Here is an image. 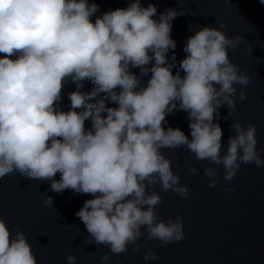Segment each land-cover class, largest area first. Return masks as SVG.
<instances>
[{
  "label": "clouds",
  "instance_id": "obj_1",
  "mask_svg": "<svg viewBox=\"0 0 264 264\" xmlns=\"http://www.w3.org/2000/svg\"><path fill=\"white\" fill-rule=\"evenodd\" d=\"M178 3L179 10L157 15L154 4L130 0L97 15L99 5L89 0H0V178L17 173L50 181L49 190L57 193L89 194L75 215L91 243L107 246L112 255L126 253L128 245L132 252L143 248L145 264L158 257L146 242L137 243L143 233L161 247L184 238L179 214L164 221L155 211L162 202L155 185L182 199L190 195L164 149L175 157L183 148L193 160L222 166L225 181L241 164L264 167L255 124L231 121L234 135L222 152L219 109L226 106L229 116L246 99L251 81L229 57L243 38L228 37L223 21L199 27L186 39V55L173 74L172 21L192 15L184 0ZM141 77L148 79L141 83ZM69 81L75 90L64 111L61 91ZM84 81L93 84L90 91L81 90ZM178 110L187 114L190 137L167 126L166 115ZM219 171L203 168L209 187L219 182ZM189 172L199 174L194 166ZM43 196L42 206H52V197ZM76 259L64 257L66 264ZM0 264H37L28 237L22 230L12 233L3 218ZM100 264H111V256L102 254Z\"/></svg>",
  "mask_w": 264,
  "mask_h": 264
},
{
  "label": "water",
  "instance_id": "obj_2",
  "mask_svg": "<svg viewBox=\"0 0 264 264\" xmlns=\"http://www.w3.org/2000/svg\"><path fill=\"white\" fill-rule=\"evenodd\" d=\"M89 2L99 5L97 15H100L126 7L130 0ZM184 2L185 7L191 8L192 15L185 12L172 21L170 35L176 42L173 74L186 55L183 46L192 31L218 26V22L223 21L228 37L239 35L243 38L236 49L229 50V57L242 71L246 70L251 81L246 86V99L237 101L229 116L226 106L219 109L222 152L226 150L229 136L234 135L230 124L236 120L244 125L255 124L257 148H264V3L261 0H230V4H225L224 0ZM149 3L156 6L157 15L166 8H180L178 0H141L142 6ZM171 54L170 51L169 57ZM152 63L154 61L149 67ZM130 70L140 76L138 68ZM180 72L183 76V71ZM147 79L141 77V83ZM92 87L90 81H84L81 90L90 91ZM236 87L239 90L240 86ZM74 90L75 84L71 81L64 85L59 105L62 110H68L67 94ZM107 106L116 105L108 103ZM216 119L214 116V122ZM165 120L167 126L179 127L190 137L186 112L174 111V114L166 115ZM85 127H90V121H85ZM163 151L171 158L174 173L179 175V182L187 186L190 195L182 199L174 192L161 191L159 185L154 186L162 198L155 206L158 218L167 221L179 214L183 219L184 238L161 247L159 240H149L147 233H143L137 243L146 242L158 257L148 264H264V167L241 164L235 177L225 181L222 166L209 165L207 160H193L183 148L175 150V157L171 151ZM261 157L264 159V153ZM192 166L199 174L189 172ZM206 166L220 168V179L215 187H209L208 177L203 172ZM55 179H59V173ZM226 186L234 191L226 192ZM49 189L50 181L28 180L17 173L0 178V218L5 220L12 233L16 230L25 233L37 264H66V254H74L76 264H100V256L104 253L111 256V264H145L143 248L132 252V245H128L126 253L112 255L107 246L91 243L83 222L75 215L83 202L92 198L89 194H76L71 189L57 193ZM43 193L52 197V206H42Z\"/></svg>",
  "mask_w": 264,
  "mask_h": 264
}]
</instances>
